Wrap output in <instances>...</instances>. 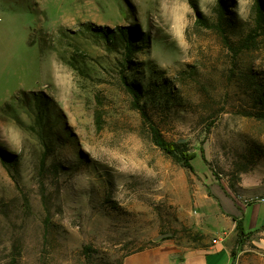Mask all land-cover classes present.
I'll return each instance as SVG.
<instances>
[{
  "label": "rangeland",
  "instance_id": "rangeland-1",
  "mask_svg": "<svg viewBox=\"0 0 264 264\" xmlns=\"http://www.w3.org/2000/svg\"><path fill=\"white\" fill-rule=\"evenodd\" d=\"M254 4L0 0V264H120L201 239V213L221 230L222 192L264 198V35L242 47ZM119 29L139 32L129 67L101 34ZM242 211L245 233L264 224V204ZM229 244L230 264H264L255 234Z\"/></svg>",
  "mask_w": 264,
  "mask_h": 264
},
{
  "label": "crops",
  "instance_id": "crops-1",
  "mask_svg": "<svg viewBox=\"0 0 264 264\" xmlns=\"http://www.w3.org/2000/svg\"><path fill=\"white\" fill-rule=\"evenodd\" d=\"M238 196L233 192L230 195L222 192V199H218L221 206L216 216L218 223H222L221 230L212 231L208 222L211 216L201 213L197 217L201 239L189 241L184 238L179 242L164 240L148 249L127 255L120 264H230L229 241L236 233L233 219L241 220L244 229L246 216H243L242 208L259 204L245 205V196ZM257 224L248 233L255 234L257 246L264 248V224L261 227Z\"/></svg>",
  "mask_w": 264,
  "mask_h": 264
},
{
  "label": "trees",
  "instance_id": "trees-1",
  "mask_svg": "<svg viewBox=\"0 0 264 264\" xmlns=\"http://www.w3.org/2000/svg\"><path fill=\"white\" fill-rule=\"evenodd\" d=\"M252 14H253L254 26H253L252 30L247 34L244 41L242 42V47L244 49H247V50H249L251 47H253L255 45L256 39L258 37H262L264 35V4H263L262 0H255V4L253 5V9H252ZM225 21L226 20L224 19V16L221 14L219 19H218V24L214 27H216L219 30V32H221L225 43H227V45L230 47V49H233V46H230L228 39L224 36L225 31L223 28H224V25L226 23ZM202 23L206 27H211V28L213 27L212 25L210 26L208 24V22L205 20H202ZM118 31H119L118 35H116L113 32L109 33L106 31L102 32L101 34H103V37L107 40L111 39L112 42L119 41L120 43H122L124 51H125L124 63L127 64V66L129 67L133 63L131 60L132 59L131 54L133 52L134 46L136 45V43L139 39V36H138L139 32H137L135 29H131L129 31H125L124 29H119ZM122 83H123L126 91L133 97V102H134L136 109L141 110L139 108V100L141 98V94L139 93L137 86L133 82H129L127 80V78L125 79L124 76H123V82ZM163 88L166 89L165 85H163ZM161 91H162V86L159 89V92H161ZM37 109H38V113H39V115L37 116L38 124H41L43 113H42V109L40 108L39 103L37 104ZM141 112H142V110H141ZM150 131H151L152 141L156 147L161 149L167 155L171 156L175 161H177L179 163H183L184 160L182 157H184V152L180 149L179 145L166 142L161 137L159 130L156 127H154L153 125H151ZM233 220L236 223L235 229L239 235L245 236L247 234L248 235L252 234V232H250V233L244 232L241 220H237L235 218Z\"/></svg>",
  "mask_w": 264,
  "mask_h": 264
},
{
  "label": "built area",
  "instance_id": "built-area-1",
  "mask_svg": "<svg viewBox=\"0 0 264 264\" xmlns=\"http://www.w3.org/2000/svg\"><path fill=\"white\" fill-rule=\"evenodd\" d=\"M251 203H259V204H264V198H249V200H244V204L248 205Z\"/></svg>",
  "mask_w": 264,
  "mask_h": 264
}]
</instances>
